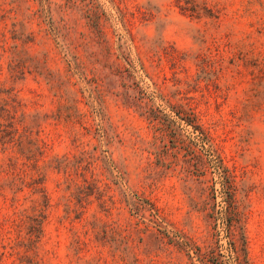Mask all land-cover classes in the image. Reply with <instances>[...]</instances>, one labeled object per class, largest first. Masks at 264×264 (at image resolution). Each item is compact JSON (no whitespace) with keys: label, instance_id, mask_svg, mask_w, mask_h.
<instances>
[{"label":"rangeland","instance_id":"obj_1","mask_svg":"<svg viewBox=\"0 0 264 264\" xmlns=\"http://www.w3.org/2000/svg\"><path fill=\"white\" fill-rule=\"evenodd\" d=\"M244 4L0 0V96L46 151L45 194L0 170V229L36 204L46 264H264V77L239 61ZM6 229L0 264H33Z\"/></svg>","mask_w":264,"mask_h":264},{"label":"trees","instance_id":"obj_2","mask_svg":"<svg viewBox=\"0 0 264 264\" xmlns=\"http://www.w3.org/2000/svg\"><path fill=\"white\" fill-rule=\"evenodd\" d=\"M241 15L248 17L247 24L250 29L247 31L243 30V35L236 40L239 61L246 67L252 65L256 73L263 78L264 0H245ZM17 105H19V100L13 94H7L4 97L0 96V151H12L5 158H1L0 170L7 175L13 191L21 190L24 187L28 188L30 193L43 191V184L42 181L38 180V176H40V168L44 163L39 161H43L46 151L41 144L28 145L20 141V133L12 124L15 123ZM192 118L193 121L191 123H200L195 112L192 113ZM200 131L203 132L202 128H200ZM207 141L211 145L209 138H207ZM214 154L223 179L224 210L229 215L230 205L233 200L231 196L233 175L231 169L223 162L216 150ZM13 179H18L19 182L15 183ZM30 193L27 197L30 196ZM42 193L45 194L44 191ZM31 206H33L32 209L21 207L13 211V215L7 218L8 224L3 225L0 229V238L3 237L1 233L4 227H7L6 232L9 235H7L5 244L10 247L9 253L11 255L16 254V257H30L29 261L33 262V264H44L45 261L41 256L35 258L31 254L36 253L43 236L42 224L45 215L41 206L36 207V204ZM230 230L228 223L226 226L227 234L230 233ZM228 240L230 247H233L231 238ZM203 262L204 264L207 263V261ZM210 264L217 263L212 262Z\"/></svg>","mask_w":264,"mask_h":264}]
</instances>
